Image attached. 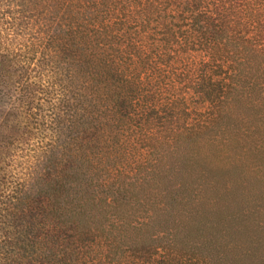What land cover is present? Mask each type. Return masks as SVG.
<instances>
[{
	"label": "trees",
	"instance_id": "1",
	"mask_svg": "<svg viewBox=\"0 0 264 264\" xmlns=\"http://www.w3.org/2000/svg\"><path fill=\"white\" fill-rule=\"evenodd\" d=\"M19 1L68 91L14 264H264V0Z\"/></svg>",
	"mask_w": 264,
	"mask_h": 264
},
{
	"label": "rangeland",
	"instance_id": "2",
	"mask_svg": "<svg viewBox=\"0 0 264 264\" xmlns=\"http://www.w3.org/2000/svg\"><path fill=\"white\" fill-rule=\"evenodd\" d=\"M21 2L0 0V264L21 260L17 234L25 225L23 216L38 209L36 201L27 205L26 195L39 194L45 157L55 153L58 103L68 91L65 67L54 58L41 26L22 20ZM54 2L65 20L63 13L74 0ZM24 5L27 9L28 0ZM4 12L11 13L5 26Z\"/></svg>",
	"mask_w": 264,
	"mask_h": 264
}]
</instances>
